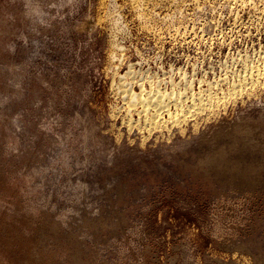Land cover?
<instances>
[{
	"label": "rangeland",
	"instance_id": "obj_1",
	"mask_svg": "<svg viewBox=\"0 0 264 264\" xmlns=\"http://www.w3.org/2000/svg\"><path fill=\"white\" fill-rule=\"evenodd\" d=\"M263 64L264 0H0V264H264Z\"/></svg>",
	"mask_w": 264,
	"mask_h": 264
},
{
	"label": "bare ground",
	"instance_id": "obj_2",
	"mask_svg": "<svg viewBox=\"0 0 264 264\" xmlns=\"http://www.w3.org/2000/svg\"><path fill=\"white\" fill-rule=\"evenodd\" d=\"M264 66V64H263ZM252 68V67H251ZM264 69V68H263ZM252 70V69H251ZM257 70H260L259 68ZM256 70V71H257ZM264 71V70H263ZM133 70L131 71L130 68H129V71L125 74H123V76L121 77H127L130 75L131 77V74ZM255 72V71H254ZM138 73V72H137ZM258 75H259V71H257ZM261 74V73H260ZM134 75V74H133ZM253 75V74H252ZM257 75V74H256ZM141 76V75H140ZM239 76V75H238ZM260 77V76H259ZM261 77H263L261 75ZM143 78V77H142ZM146 78V77H145ZM223 79V78H222ZM258 79V78H257ZM124 80V79H123ZM133 80V79H132ZM135 80V79H134ZM143 79H141L142 81ZM203 80V79H202ZM228 80V79H227ZM226 81V80H225ZM246 81V80H245ZM137 85H138V90H139V93H135L134 91L132 90H129L131 91V93L129 91H126L128 92L130 95H131V101L133 102V104H131V101H130V107H134V103L136 102L138 105H140L142 107V113H144L145 115L147 114L148 110L150 107H153V110H154V113L149 117L146 116L145 117V123L146 125L150 126V127H156L158 126V124L161 122H163L164 120V116H167V120L166 121H171L172 123L173 122H177L180 118V114L183 112L184 108H183V105H182V102H184V100H190V103H191V106L192 107H195V106H199V105H203V100L202 99V96H200V94H195L194 92H191L190 89V95L189 94H186V90L184 91H180L179 89L177 90H173V91H170V92H166V91H160L159 89H154L153 87L150 86V83L149 86H150V90L148 92H145V87H144V83L142 82H139V81H136ZM148 82V81H147ZM242 82V81H241ZM253 82V81H252ZM255 82V81H254ZM123 83V82H122ZM130 83V82H129ZM200 83V82H199ZM208 83V82H207ZM133 84V83H132ZM233 84V83H231ZM238 84V83H237ZM264 84V83H263ZM152 85V84H151ZM159 85V84H158ZM157 85V86H158ZM201 83H200V87H201ZM251 85V84H250ZM123 86V85H122ZM128 86V85H127ZM210 86V85H209ZM208 86V87H209ZM239 88L241 85H239ZM238 86H232V89H230L231 91H234V89ZM252 86V85H251ZM130 87V86H129ZM155 87V86H154ZM242 88V87H241ZM240 88V89H241ZM245 88V87H244ZM239 89V90H240ZM122 90V89H121ZM236 90V89H235ZM124 91V90H123ZM124 91V92H125ZM228 91V90H227ZM123 92V93H124ZM145 92V93H144ZM199 92V91H198ZM237 92V90L235 91ZM126 93V94H128ZM211 93V92H210ZM224 94V93H223ZM228 94H230V92L228 91ZM232 94V92H231ZM189 95V96H188ZM214 95V94H213ZM217 95V94H216ZM127 96V95H126ZM209 96V95H208ZM223 96V95H222ZM230 96V95H229ZM130 98V97H129ZM126 99V98H125ZM223 99V98H222ZM130 100V99H129ZM174 102L173 106L174 108L171 109L170 108V105L169 103L170 102ZM140 104H139V103ZM135 103V104H136ZM138 105H135V108L136 106ZM129 107V106H128ZM133 108V109H135ZM132 109V108H131ZM152 109V108H151ZM130 110V109H129ZM150 111V110H149ZM149 113V112H148ZM184 117V116H183ZM186 118V117H185ZM184 120V119H183ZM165 121V122H166ZM180 123V122H179ZM167 125V124H166Z\"/></svg>",
	"mask_w": 264,
	"mask_h": 264
}]
</instances>
